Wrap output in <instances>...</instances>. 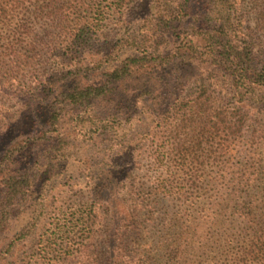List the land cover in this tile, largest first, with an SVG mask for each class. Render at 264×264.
Segmentation results:
<instances>
[{"label":"rangeland","instance_id":"rangeland-1","mask_svg":"<svg viewBox=\"0 0 264 264\" xmlns=\"http://www.w3.org/2000/svg\"><path fill=\"white\" fill-rule=\"evenodd\" d=\"M117 1L90 3L86 13L102 38L91 48L93 57L86 60L68 57L63 62L58 58L60 47L51 44L58 26L47 19L29 23L33 46L17 48L35 60L23 59L17 64L0 41V154L20 135L16 129L24 126L14 122L23 105L17 94L19 86L44 83L46 79L40 76L44 73L75 69L81 71L62 78L57 85H96L101 83L105 68L97 58L108 47L125 50L128 43L134 47L143 44L159 52L169 46L163 33L167 30L158 28V15L176 10L180 0H121L120 13L114 10ZM237 3H241L238 14L243 17V28L254 33V5L257 3L259 10L263 6L256 0ZM27 5L30 10L15 13L11 27L33 18L32 3ZM198 5L201 7V0ZM98 11L100 17L96 16ZM7 36V30L0 26V38ZM40 41L44 45H39ZM259 43L264 49V35ZM47 94L42 96L46 103L51 100ZM215 94L216 113L236 106L235 99L223 90L216 89ZM248 105L253 109L250 126L229 142L231 152L225 157L234 158L231 163L238 166L247 161L244 157H251L248 161L256 167L261 164L263 172L256 173L248 187H239L234 194L224 184L207 186V177L217 175L219 168L208 163L202 147L194 153L195 160L189 157L177 163L172 143L165 139L166 130L143 110L115 125L116 140L111 139V122L107 124L109 132L99 133L93 127L104 122L93 125L83 120L74 129L82 116L77 118L76 112L66 115L65 124L52 136H68V145L63 147L66 156L59 157L62 161L56 170L42 173L48 180L42 183L37 176L29 199L0 232V252L13 242L0 264H264V95L250 99ZM47 116L42 113L43 119ZM70 126L73 131L69 133ZM130 139L133 142L128 144ZM41 149L21 155L18 166H31ZM112 157L126 161V168L116 184V198L112 199V193L111 200L99 206L94 203L93 184L96 174H105L102 163L107 164ZM190 175L202 176L196 187L186 186ZM112 206L116 210L119 206L117 219Z\"/></svg>","mask_w":264,"mask_h":264},{"label":"trees","instance_id":"trees-1","mask_svg":"<svg viewBox=\"0 0 264 264\" xmlns=\"http://www.w3.org/2000/svg\"><path fill=\"white\" fill-rule=\"evenodd\" d=\"M65 1L0 0V26L8 32L7 37L0 38L5 50H9L5 53H9L17 64L23 59L35 60L36 57H28L17 48L23 44L24 47L33 46L30 24L47 19L51 25L58 26V34L51 43L54 48L60 47L58 58L65 62L68 57L78 61L93 57L91 48L99 44L102 35L86 13L92 0ZM201 1L200 7L196 6L198 0H180L176 10L166 12L167 16L163 11L158 15V28L165 27L167 31L163 33L169 41V46L162 51H151L143 44L134 47L130 43L125 50L108 47L97 58L105 66L99 84L57 85L62 78L81 71L75 69L40 75L46 79L47 88L41 81L33 86H19L17 94L23 98V105L14 122L24 123V126L16 129L20 135L0 154V232L4 231L15 210L29 199L37 176L42 183L48 180L42 173L56 170L62 161L59 157L66 156L63 147L68 145V136H52L65 124L67 119L63 118L73 112L78 113L77 118L82 116L74 129L83 120H88L93 125L105 123L94 126L95 132H109L107 124L111 122V139L116 140L115 125L139 110L145 111L154 116L157 126L166 130L165 139L171 141L177 163L187 161L189 157L195 160L194 153L201 147L206 151L208 163L219 168L217 175L207 177L208 187L224 184L223 187L234 194L239 187H248L256 173L263 172L261 164L256 167L248 161L251 157H244L247 161L238 166L231 163L234 158L225 156L231 152L229 142L250 126L249 113L253 109L248 105L249 100L264 95V49L259 43V37L264 35L261 33L264 31V0H256L260 1L262 9L259 10L257 3L254 5L257 12L254 33L243 28V17L238 14L241 3L237 0ZM30 2L33 18L11 27L9 23L14 14L29 11L27 4ZM120 2L117 1L114 9L118 13L122 7ZM97 15L100 17L101 13L98 11ZM38 44L44 45V42ZM216 89L234 98L236 106L224 107L222 113H216ZM47 91L51 100L46 103L42 96ZM43 112L48 114L44 119ZM71 131L72 126L69 133ZM131 142L133 139L127 140L128 144ZM41 147L39 157L31 166H18L21 155ZM126 148L131 151L129 145ZM110 160L107 164L102 163L105 174H96L93 184L94 203L99 206L103 201L111 200L112 193V199L116 198L115 187L127 164L113 157ZM228 170L231 172L226 175ZM197 176L186 178L188 188L197 186L202 177ZM111 205H114L112 201ZM118 209L119 206L115 209L116 219ZM12 244L9 242L2 248L0 260L10 252ZM247 254L244 259L248 258Z\"/></svg>","mask_w":264,"mask_h":264}]
</instances>
